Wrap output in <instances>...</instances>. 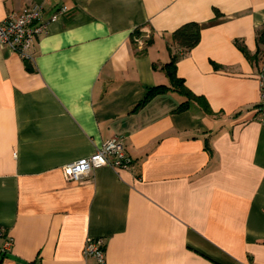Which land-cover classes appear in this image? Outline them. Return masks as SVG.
<instances>
[{"label":"crops","instance_id":"crops-1","mask_svg":"<svg viewBox=\"0 0 264 264\" xmlns=\"http://www.w3.org/2000/svg\"><path fill=\"white\" fill-rule=\"evenodd\" d=\"M35 4L31 58L0 46V264H100L88 238L104 264H264V0H0V20ZM187 22L200 35L182 54ZM173 53L209 112L173 90L144 100ZM119 134L130 167L65 179Z\"/></svg>","mask_w":264,"mask_h":264},{"label":"built area","instance_id":"built-area-1","mask_svg":"<svg viewBox=\"0 0 264 264\" xmlns=\"http://www.w3.org/2000/svg\"><path fill=\"white\" fill-rule=\"evenodd\" d=\"M42 6L35 4L21 11L8 13L0 20V46H4L17 53L22 59L29 60L35 40L45 32L46 23L41 16ZM134 36L138 44H143L150 37L147 31L139 30ZM260 98L253 106L254 117L264 125V70L258 75ZM125 135H115L101 144L91 155L68 163L62 167L67 180H78L90 171L102 167L127 169L132 164V158L126 153ZM2 245L0 253L6 255L12 246L11 238L0 226ZM104 242L102 238H88L83 248L85 257H93L100 264H104Z\"/></svg>","mask_w":264,"mask_h":264},{"label":"trees","instance_id":"trees-1","mask_svg":"<svg viewBox=\"0 0 264 264\" xmlns=\"http://www.w3.org/2000/svg\"><path fill=\"white\" fill-rule=\"evenodd\" d=\"M132 34L134 36L139 35L140 34L139 29L135 30ZM199 35H200V32H199L198 23L187 22L173 31L172 44L175 47H177L183 54V53L188 52L193 46H195L198 43ZM257 40H258V43L264 41V31L258 34ZM241 49L242 51L245 52L243 48ZM259 50L260 48H258V51L255 56H258ZM178 57H179L178 54L173 53L170 61L165 63L162 66V69L164 70L165 74L168 77L169 85L168 86L158 85V86H154L148 89L144 100H147L150 96H153L154 94H157L158 92H162L163 90H173L179 93L181 96L185 97L186 99L181 104H179L178 109L186 108L188 106L189 100L196 99L204 105L203 107L206 109V112L207 111L209 112V109H207L206 107L207 105L204 103V101L200 97H197L193 93H191L185 87L183 80L176 75L175 65H176V61ZM251 58H254V57H250V59ZM4 256L5 255L1 254L0 257L3 258Z\"/></svg>","mask_w":264,"mask_h":264}]
</instances>
